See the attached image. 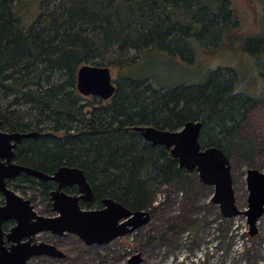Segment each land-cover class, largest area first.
Wrapping results in <instances>:
<instances>
[{
  "label": "trees",
  "instance_id": "1",
  "mask_svg": "<svg viewBox=\"0 0 264 264\" xmlns=\"http://www.w3.org/2000/svg\"><path fill=\"white\" fill-rule=\"evenodd\" d=\"M17 5L0 0L1 128L35 133L16 146L18 164L49 174L64 165L81 168L93 190L92 202L82 201V207L101 209L112 198L132 211H150L152 219L162 206L157 195L168 186L193 203L194 172L181 168L166 147L147 141L134 129L138 125L179 130L198 120L202 148L217 146L229 158L238 154L253 163L256 149L242 135V123L263 96L238 91L230 67L173 86L119 72L108 100L86 98L77 88L84 64L120 71L152 51L193 62L200 49L214 53L224 42L230 45L239 26L233 0H40L38 16L27 26ZM242 45L264 76V32ZM8 184L37 188L49 201L57 186L25 173ZM65 190L78 193L76 186ZM206 224L184 218L192 235Z\"/></svg>",
  "mask_w": 264,
  "mask_h": 264
},
{
  "label": "rangeland",
  "instance_id": "2",
  "mask_svg": "<svg viewBox=\"0 0 264 264\" xmlns=\"http://www.w3.org/2000/svg\"><path fill=\"white\" fill-rule=\"evenodd\" d=\"M17 1V12L22 22L26 26L32 24L38 16L40 0ZM233 7L239 20L238 35L230 45L226 46L224 42L222 48L214 53L200 49L194 61L188 62L152 51L144 54L133 67L120 71L114 66L110 68L113 78L119 72L130 76H153L157 84L173 86L200 81L208 70L225 66L237 73L238 91L263 96L242 123V135L256 149L253 163L238 154L230 158L237 205L244 211L248 208V169L258 168L264 172V76L260 72L263 66L258 68L254 65V59L242 48V41L264 32V0H233ZM194 181L197 193L193 203L189 204L176 189L162 187L157 195L156 205L162 204L157 215L147 225L109 244L88 245L74 234L59 236L42 232L34 236V241L54 244L66 256L61 259L36 256L29 260V264H125L137 252L143 254L142 264H264V214L257 222V234L252 236L244 214L224 218L219 206L211 202L214 187L204 184L197 172H194ZM14 190L31 199L38 214H58L53 210L52 200L43 199L39 189ZM168 190H171L170 194ZM2 198L4 200L0 196V201ZM189 215L207 223L197 234L192 235L191 231L184 229V218ZM12 223L14 221L4 223L9 226L6 232L14 225Z\"/></svg>",
  "mask_w": 264,
  "mask_h": 264
},
{
  "label": "water",
  "instance_id": "3",
  "mask_svg": "<svg viewBox=\"0 0 264 264\" xmlns=\"http://www.w3.org/2000/svg\"><path fill=\"white\" fill-rule=\"evenodd\" d=\"M77 88L84 96L112 98L116 83L109 66L84 64L78 71ZM0 120V264H29L36 256L64 258L58 246L34 241V236L51 232L64 236L74 234L88 245H105L126 236L151 220L148 210L132 211L120 202L107 198L101 209L82 208L81 201L92 202L93 190L84 171L76 166H61L53 174L14 161L15 148L23 138L34 132L5 131ZM134 129L149 142L162 145L178 159L179 166L188 172H197L200 180L214 187L211 202L219 206L224 218L244 214L249 224V234H257V222L264 214V172L250 168L246 174L248 208L240 210L235 197L231 161L225 151L217 146L202 148L199 137L202 122L187 121L179 130H169L154 125H138ZM25 173L41 181H54L51 192L55 216H43L35 210L31 200L18 194L8 184ZM76 186L77 194L65 188ZM14 221L6 232L5 222ZM142 252L132 255L125 264H142Z\"/></svg>",
  "mask_w": 264,
  "mask_h": 264
},
{
  "label": "flooded vegetation",
  "instance_id": "4",
  "mask_svg": "<svg viewBox=\"0 0 264 264\" xmlns=\"http://www.w3.org/2000/svg\"><path fill=\"white\" fill-rule=\"evenodd\" d=\"M73 187H74V186H73ZM69 188H71V187H69ZM65 189H67V188H65ZM65 191H66V190H65ZM75 194H77V193H75ZM82 201H83V200H82ZM82 201H81V202H82ZM81 202H80V203H81Z\"/></svg>",
  "mask_w": 264,
  "mask_h": 264
}]
</instances>
